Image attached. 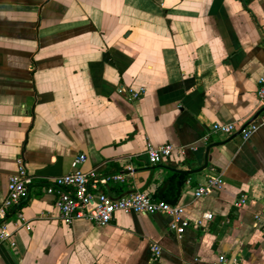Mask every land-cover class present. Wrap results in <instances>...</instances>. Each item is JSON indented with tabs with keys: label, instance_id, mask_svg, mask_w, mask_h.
Masks as SVG:
<instances>
[{
	"label": "crops",
	"instance_id": "obj_1",
	"mask_svg": "<svg viewBox=\"0 0 264 264\" xmlns=\"http://www.w3.org/2000/svg\"><path fill=\"white\" fill-rule=\"evenodd\" d=\"M263 75L264 0H0V205L18 157L35 178L20 205L31 228L10 215L16 244L0 245V264H212L222 253L264 264V111L247 140L210 132L254 119ZM121 85L147 91L130 100ZM148 142L185 152L154 165ZM81 153L85 170L125 173L101 187L110 196L178 197L184 236L158 213L65 222L47 188ZM211 176L223 186L196 197Z\"/></svg>",
	"mask_w": 264,
	"mask_h": 264
},
{
	"label": "built area",
	"instance_id": "obj_2",
	"mask_svg": "<svg viewBox=\"0 0 264 264\" xmlns=\"http://www.w3.org/2000/svg\"><path fill=\"white\" fill-rule=\"evenodd\" d=\"M259 96L264 98V75L258 80ZM118 91L126 95L130 100H136L142 97L147 89L144 86L134 87L121 85ZM264 123V114L261 117ZM238 125L237 122H215L210 127V132L231 135L241 131L243 139H249L259 128L258 123H250L245 128ZM210 132L205 134L201 141L207 143ZM196 150L197 146H191ZM176 150L184 153L183 148H176L171 144L154 145L148 142L144 153L151 164H158L163 159L170 157ZM87 156L84 153L76 156L72 161V170L61 176L49 180L47 188L48 193L55 194L56 204L60 209L62 219L67 223H72L75 219H85L95 225H106L111 222L118 212L124 213H143V214H164L171 218L170 228L178 235L183 237L192 221L185 216V208L179 204H173L166 199H155L147 191L134 190L125 193L119 197H113L101 190V187L110 182H123L125 180L124 172L108 173L100 172L97 167L89 170L83 168ZM17 171L9 177L7 196L0 205V245L10 243L15 245L14 231L8 227L7 220L12 213L18 215L16 227L27 226L31 228L24 219L20 205L27 198L30 186L35 182V178L28 172L25 158H17ZM128 172H134L135 166L128 164L125 167ZM224 184L221 176H211L206 183L195 188L196 197H203L212 194L220 189ZM247 201L242 196L238 205ZM213 213H203L201 217L194 220L197 226H203L207 220L213 219ZM258 224L264 228V215H255ZM153 251L156 257L161 255L160 245H153ZM212 264H242L236 255L220 254L217 260Z\"/></svg>",
	"mask_w": 264,
	"mask_h": 264
},
{
	"label": "water",
	"instance_id": "obj_3",
	"mask_svg": "<svg viewBox=\"0 0 264 264\" xmlns=\"http://www.w3.org/2000/svg\"><path fill=\"white\" fill-rule=\"evenodd\" d=\"M264 111V108L263 109H261V111L254 117V119H252L249 123H247L246 125H244V127L243 128H245L247 125H249L252 121H254L262 112ZM241 131L242 130H240L238 133H237V135L238 134H240L241 133ZM211 148V146L208 148V151H209V149ZM207 165H208V160H206V163H205V165H204V167H207ZM200 170H202V168H200V169H197V171H200ZM179 188L181 189V185H179ZM180 193H181V190H179L178 191V196L180 195ZM167 201H169V202H171V203H173V204H177L178 203V197H176L174 200H167Z\"/></svg>",
	"mask_w": 264,
	"mask_h": 264
},
{
	"label": "trees",
	"instance_id": "obj_4",
	"mask_svg": "<svg viewBox=\"0 0 264 264\" xmlns=\"http://www.w3.org/2000/svg\"><path fill=\"white\" fill-rule=\"evenodd\" d=\"M174 193H175V185H174V181H172V188L171 190H168L167 198H172ZM162 199H165V198H162Z\"/></svg>",
	"mask_w": 264,
	"mask_h": 264
}]
</instances>
